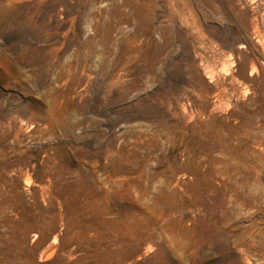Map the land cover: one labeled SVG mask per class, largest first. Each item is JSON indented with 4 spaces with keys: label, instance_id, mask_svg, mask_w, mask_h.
<instances>
[{
    "label": "rangeland",
    "instance_id": "obj_1",
    "mask_svg": "<svg viewBox=\"0 0 264 264\" xmlns=\"http://www.w3.org/2000/svg\"><path fill=\"white\" fill-rule=\"evenodd\" d=\"M12 8L0 17V264H264V171L245 188L213 179L224 153L191 139L214 120L239 125L237 112L264 166V0Z\"/></svg>",
    "mask_w": 264,
    "mask_h": 264
},
{
    "label": "bare ground",
    "instance_id": "obj_2",
    "mask_svg": "<svg viewBox=\"0 0 264 264\" xmlns=\"http://www.w3.org/2000/svg\"><path fill=\"white\" fill-rule=\"evenodd\" d=\"M13 4L14 0H0V17L11 13L13 11ZM117 7L118 6L115 5V8ZM57 107V104L50 105L52 111H56ZM58 109L61 110L60 107ZM230 117L234 122H239V125L230 124L227 121L214 120L212 125H209L204 131H194L191 134V139L196 143L195 147L205 154H210L215 150L224 153L225 160L223 161L224 163L221 162L223 164V171H214L212 173L213 179H215L216 175L223 172L222 174L226 176L227 184L238 186L239 188H245L247 182L253 175L257 174V171H264V166L258 169H255L253 166L255 161L261 160V156L252 149L251 145H260V142H257V139L254 136H250L243 132L239 134V131L245 128L248 123L246 117L237 112H233ZM209 137H213V139H209ZM211 161L220 163V161L214 158H211ZM192 174L195 176L196 183L199 185V183L202 182V174H200L197 169L193 170ZM29 228L36 227L31 225ZM55 241L56 237H54L53 244L44 251L42 258H50V256L53 255V245ZM120 257L121 260H124L127 255L122 251L120 252Z\"/></svg>",
    "mask_w": 264,
    "mask_h": 264
}]
</instances>
